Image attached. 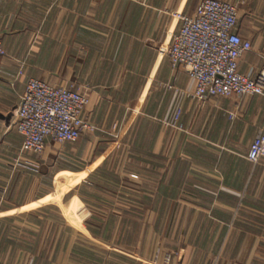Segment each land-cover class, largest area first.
I'll list each match as a JSON object with an SVG mask.
<instances>
[{
	"label": "crops",
	"instance_id": "1",
	"mask_svg": "<svg viewBox=\"0 0 264 264\" xmlns=\"http://www.w3.org/2000/svg\"><path fill=\"white\" fill-rule=\"evenodd\" d=\"M202 0H0V263L264 264V159H248L264 96L199 102L167 57ZM238 9L264 59V0ZM71 89L94 127L23 154L29 80ZM86 181V182H84Z\"/></svg>",
	"mask_w": 264,
	"mask_h": 264
},
{
	"label": "built area",
	"instance_id": "2",
	"mask_svg": "<svg viewBox=\"0 0 264 264\" xmlns=\"http://www.w3.org/2000/svg\"><path fill=\"white\" fill-rule=\"evenodd\" d=\"M170 15L181 27L166 54L172 67L181 68L189 77L192 99L205 102L220 97L264 96V59L255 78L238 70L240 59L252 45L238 33L234 4L202 0L192 16ZM5 54L0 41V67ZM88 105V98L81 93L29 80L15 111L16 130L23 138L21 152L41 155L46 139L64 145L93 132L95 128L82 116ZM247 159L253 164L264 159V126L252 142Z\"/></svg>",
	"mask_w": 264,
	"mask_h": 264
}]
</instances>
